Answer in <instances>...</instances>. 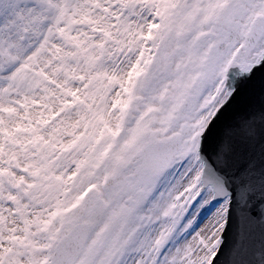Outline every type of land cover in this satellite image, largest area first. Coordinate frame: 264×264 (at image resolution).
<instances>
[{
    "label": "snow or ice",
    "instance_id": "6c2138e0",
    "mask_svg": "<svg viewBox=\"0 0 264 264\" xmlns=\"http://www.w3.org/2000/svg\"><path fill=\"white\" fill-rule=\"evenodd\" d=\"M0 264H264V0H0Z\"/></svg>",
    "mask_w": 264,
    "mask_h": 264
},
{
    "label": "water",
    "instance_id": "95a60500",
    "mask_svg": "<svg viewBox=\"0 0 264 264\" xmlns=\"http://www.w3.org/2000/svg\"><path fill=\"white\" fill-rule=\"evenodd\" d=\"M244 107H245V102L243 100L237 101L233 105V107L231 108V110L228 112V114L226 115L224 123H230V122H232L233 117L237 113L241 112ZM235 235H236V230H235V228H232L229 231V233H228V241H229V244H231V241H232V239H233V237ZM252 241L255 244V246L258 248L259 247V241H260V233H259V229L258 228L254 230V235H253ZM229 258L230 257H228L227 255H225V256H222L221 257V260L224 261V260H227Z\"/></svg>",
    "mask_w": 264,
    "mask_h": 264
}]
</instances>
